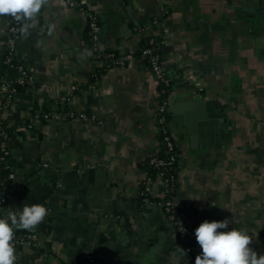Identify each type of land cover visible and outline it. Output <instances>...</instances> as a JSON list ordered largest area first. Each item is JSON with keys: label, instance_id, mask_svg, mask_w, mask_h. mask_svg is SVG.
<instances>
[{"label": "crops", "instance_id": "1", "mask_svg": "<svg viewBox=\"0 0 264 264\" xmlns=\"http://www.w3.org/2000/svg\"><path fill=\"white\" fill-rule=\"evenodd\" d=\"M79 1L96 18L97 50L125 62L98 75L87 15L63 0H48L35 24L23 22L30 26L16 42L15 59L30 78L0 109V126L14 132L0 139L16 175L6 186L5 212L42 204L49 214L34 230L38 244L15 249L16 264H84L87 255L92 264H177L176 229L139 196L148 176L143 164L160 151V84L140 56L144 36L161 39L172 83L169 118L202 122L184 103L192 96L218 104L232 124L222 149L201 152L169 121L179 152L178 225L196 241L202 222L227 219L218 231H246L250 247L264 255V21L257 14L247 25L238 16L263 0H126L123 8L118 0ZM162 10L163 29L155 28ZM9 19L0 17V62ZM67 110L88 120L32 117ZM157 188L149 200H157ZM183 255L180 264H190Z\"/></svg>", "mask_w": 264, "mask_h": 264}, {"label": "built area", "instance_id": "2", "mask_svg": "<svg viewBox=\"0 0 264 264\" xmlns=\"http://www.w3.org/2000/svg\"><path fill=\"white\" fill-rule=\"evenodd\" d=\"M64 4L68 6H73L78 8L80 11L86 13L88 18V28H89V36L90 40L94 44L93 46V52L96 53L98 56L105 55L106 58H112L113 55L111 54H104L101 51H98L95 46V35H94V29L96 26V18L94 15L86 9V7L79 1V0H63ZM165 11L162 10L161 17L158 20H154L152 22V25L159 24L160 28L163 29V22H164V16ZM23 27V22H18L14 18L10 17L9 19V25L7 28V39H5V45H6V54H7V63L11 61V59L15 58V45L16 42L22 37L21 28ZM149 44L153 45V40L151 39ZM141 57L143 59H146L148 66L150 70L153 72L156 80L159 82L160 86H167L169 84V79L166 76V73L164 71V68L161 63V56L159 53H157V49L155 47H149L146 49H143L141 51ZM125 60L117 58L115 65L122 66L124 64ZM19 77L16 80L17 85L24 86L28 83L29 80V74L28 70L23 67L20 63L17 66ZM187 80V79H186ZM77 90V87L73 86L70 89V94ZM201 91V89H199ZM16 88L11 85L10 82H6L3 80H0V108L7 107L13 100L14 95L16 94ZM70 94L67 96H63L60 98V102L62 105L67 104L70 100ZM168 105L167 101H161L160 106L158 108L156 122L158 126V132L161 137V143L165 149V151L168 154L167 159L159 158L158 155H153L149 158L148 164L149 166L156 170L157 173L155 177L147 176L144 182L142 183V188L139 192V196L144 198V201L149 202V198L154 197V193L156 190V185L158 186V198L156 201H151V203L157 205L164 216L166 217L167 221L176 229L177 234L180 236V238L183 240L188 234L184 229H182L178 225L177 215L174 213L175 205H174V197L173 198H166L167 194L173 192V186L172 182H170L168 178V172L169 168L177 163V166L179 168V156L176 157L174 155V151L176 148V144L173 138V134L171 131V126L169 122V116H168ZM60 117H64L66 119H81L83 121L88 120V117L83 113H75L73 111L67 110L65 113H58V112H52V113H38L34 115L33 119H43L46 122H53L59 119ZM3 136V133L0 132V139ZM0 152H3L5 155L8 154L7 151L4 150V148H0ZM43 167H47L46 164L42 165ZM16 175L14 172H10L6 176V180L9 182H12L15 179ZM1 182V180H0ZM7 203V195L6 191L0 192V211H4L3 208L4 205ZM6 213V212H5ZM32 244L36 246L38 244V236L35 231H32L30 235H28L25 239L19 238L15 236L14 244L15 249L18 248L21 245L24 244ZM197 253V248L195 247H188L186 248V253ZM94 262V257L92 255H87L84 259V264H92ZM195 264V261H194Z\"/></svg>", "mask_w": 264, "mask_h": 264}, {"label": "clouds", "instance_id": "3", "mask_svg": "<svg viewBox=\"0 0 264 264\" xmlns=\"http://www.w3.org/2000/svg\"><path fill=\"white\" fill-rule=\"evenodd\" d=\"M48 0H0V17L10 16L16 21L37 22L41 9ZM26 24L21 32H26ZM49 210L42 204L24 205L21 211L9 210L6 218H0V264H16L15 232L18 230L34 231L44 222ZM229 221L202 222L195 229V238L201 254L195 258V264H264V255H259L250 245L253 242L246 231L233 228L226 229ZM181 255L177 264L184 255Z\"/></svg>", "mask_w": 264, "mask_h": 264}, {"label": "trees", "instance_id": "4", "mask_svg": "<svg viewBox=\"0 0 264 264\" xmlns=\"http://www.w3.org/2000/svg\"><path fill=\"white\" fill-rule=\"evenodd\" d=\"M22 22H24V21H22ZM155 28H156V26H155ZM20 34H22V32ZM86 36L88 37V40L91 43L92 41L90 40L88 26L86 28ZM5 39H7V34L5 36ZM151 39L153 40L152 46L149 44ZM160 41H161V39L159 37L144 36L141 40L140 56H141V51L143 49H146L149 47H155V49H157V53L160 54V48H161ZM104 54H111V55H113V57L112 58H106L105 55L99 56L101 66L97 70L98 75L103 73L109 66L115 65V62L118 58L117 54L113 51H107ZM145 61H146V59H145ZM146 63H147V61H146ZM18 65H19V63L17 62V60L15 58L11 59V61L9 63H7V54L5 52L3 58L0 62V80L10 82L11 85L16 88V92H18L23 87V86L17 85V83H16V80L19 77V72L17 69ZM171 89H172L171 81H169V84L167 86H160V93H161L160 99H161V101H167L169 95L171 94ZM34 115H36V114H34ZM34 115L32 117H34ZM0 132H2L4 136H9L11 133H14L10 129H7V131L4 130V126H0ZM16 133H18V132H16ZM158 139H159V143H160V151L157 155L159 156V158L167 159L168 154L165 151V149L161 143L160 135H158ZM4 150L7 151L8 154L5 155L3 152H0V180H1L0 192H3L4 190L6 191V186L9 183H11V182L6 180V176L8 173L14 172V169H15V163H14V160L11 158L9 151L7 149H4ZM178 153H179L178 149H175L173 154L176 155V157H178ZM148 160L146 161V163L143 164V169L145 170V172L147 173L148 176L155 177L157 171L152 169L149 166ZM178 170L179 169H178L177 163L172 165L169 168V170H167L168 178H169L170 182H172L173 192L167 194L166 198H173V197L175 198L176 191L178 188ZM140 199L142 201H144L143 197H140ZM149 201H152V200L150 199ZM3 208L5 209L6 205H4ZM174 213L177 215L176 209L174 210ZM6 217H7V214L4 211H0V218H6ZM31 233H32V231L31 232H29V231H16L15 236L25 239ZM177 240H178L179 248L185 252L184 254L187 256L190 264H194L197 253H194V252L186 253V248L195 247L197 244L196 241L194 239L190 238L189 236H186L182 240L178 234H177Z\"/></svg>", "mask_w": 264, "mask_h": 264}, {"label": "water", "instance_id": "5", "mask_svg": "<svg viewBox=\"0 0 264 264\" xmlns=\"http://www.w3.org/2000/svg\"><path fill=\"white\" fill-rule=\"evenodd\" d=\"M126 0H118L117 4L123 8L121 2ZM127 2V1H126ZM243 12L238 13V16L244 18V21L247 25H250L252 21H256V15H260V21H264V0L255 3V6L252 8H245ZM174 100V97L172 98ZM184 103L186 108L192 113L197 112L198 115L202 116L200 119L202 122H199L197 126L190 122H182L180 119L175 117H170L169 121L175 122L178 129L176 131L182 132L183 135L188 136V141L190 144V149L193 151L205 152L207 149H210L212 152L216 148L222 149L223 146H220V142L228 141V128L232 126L231 122L227 119L226 112L221 108L218 109V104H208L201 103L194 99L192 96L185 97ZM200 138L203 142L200 145H196V138ZM216 147V148H215Z\"/></svg>", "mask_w": 264, "mask_h": 264}]
</instances>
